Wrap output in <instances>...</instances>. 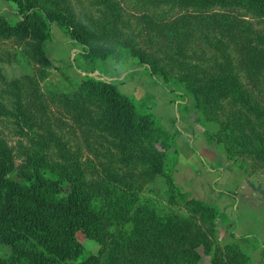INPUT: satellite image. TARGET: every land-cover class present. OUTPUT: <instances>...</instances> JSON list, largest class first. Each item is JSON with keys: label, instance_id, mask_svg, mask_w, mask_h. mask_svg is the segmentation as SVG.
I'll return each instance as SVG.
<instances>
[{"label": "trees", "instance_id": "obj_1", "mask_svg": "<svg viewBox=\"0 0 264 264\" xmlns=\"http://www.w3.org/2000/svg\"><path fill=\"white\" fill-rule=\"evenodd\" d=\"M9 1L20 19L9 23L0 15V39L25 40L27 53L38 64L51 65L44 43L53 40L51 23L55 22L80 47L81 62L89 66L84 71L94 72L102 60L114 65H124L129 59L151 64L148 70L153 76L164 81L171 77L172 86L174 82L181 85L177 94L206 104L227 103V118L232 114L237 118L233 128H239L250 141L257 138L264 144L260 92L244 80L229 52L222 49L221 40L192 30L197 22L190 28L187 21L221 9H243L264 17V0H133V8L151 25L147 41L143 25L136 17L132 20L120 0H87L80 14L69 0ZM177 13L181 14L176 17ZM170 18V28L164 30ZM173 20L187 22L194 33H184ZM151 37L156 41L148 44ZM165 37L169 40L158 44ZM176 37L180 40L174 41ZM197 40L204 43L196 44ZM48 91L45 97L28 74L8 78L0 69V244L10 250L6 258L0 256V264H96L94 253L75 261L85 249L78 233L100 243L108 219L111 223L123 219L122 225L129 227L137 244L148 248L156 264H196L200 246L211 254L210 264H251L249 257L230 246L209 252L207 232L214 229L220 211L215 203L188 197L176 184L173 174L179 153L175 135L152 113L139 111L114 81L88 74L77 82L69 80L67 87ZM50 106L69 116L87 137L100 139L95 144L100 145L102 155L127 171L131 186L162 177L168 200L180 202L188 217H168L154 209L128 216L120 204L106 200L101 206L95 204L98 181L88 177L80 147L70 145L47 124ZM6 127L12 129L14 144L3 131ZM121 174L116 172L115 179ZM129 262L142 261L133 257Z\"/></svg>", "mask_w": 264, "mask_h": 264}, {"label": "rangeland", "instance_id": "obj_2", "mask_svg": "<svg viewBox=\"0 0 264 264\" xmlns=\"http://www.w3.org/2000/svg\"><path fill=\"white\" fill-rule=\"evenodd\" d=\"M87 2L69 0L78 14L87 8ZM120 2L132 20L136 17L143 25V38L146 37L147 41L151 33L148 18L133 8V0ZM0 15L9 23L20 19L9 0H0ZM195 16V19L187 20L189 27L197 22L192 30H203L211 40H221L222 49L229 52L244 80L260 92L264 102V17L243 9L212 10ZM174 21L184 28V33L185 30L188 34L193 32L187 22ZM169 23L171 18L166 21L164 30L170 28ZM147 28L149 33L146 34ZM51 30L53 40L44 43L50 66L33 61L26 51L25 40L12 36L0 39L1 71L8 78L30 75L45 97L48 90L67 87L69 80L77 82L85 74L114 81L122 93L134 100L139 111L152 113L159 124L174 133L179 155L173 175L180 189L188 197L209 201L218 207L220 213L214 220V229L207 232V240L211 243L209 252L230 246L233 251H240L249 257L251 264H264V156L259 155L264 152V144L257 138L250 141L239 128H233L237 118H233V114L227 118V114L230 116L227 103L206 104L184 93L177 94L182 90L178 82L172 86L171 77L164 81L160 76H153L148 70L151 64L142 65L134 59H129L124 65L102 60L94 72H86L84 70H88L89 66L81 62L78 54L80 47L76 42L55 22L51 23ZM152 32L157 34L158 31ZM178 38L174 41L180 40ZM166 40L169 39H159L158 44L163 45ZM152 41H156V37H151L148 44ZM194 42L204 43L200 40ZM50 107L47 124L62 133L70 145L80 147L88 177L98 181L100 189L95 204L101 206L102 200L113 205L120 204L121 210L126 212H123L124 215L128 216L136 211L154 209L168 217H188L180 202L171 203L168 200L167 185L162 177L156 176L141 186L134 182L131 186L127 171L102 155L100 145L95 144L100 139L87 137L69 116L58 108ZM255 128L258 131L257 125ZM3 131L9 142L14 144L11 127ZM88 143L94 148L92 151ZM248 149L251 153L246 152ZM116 172L122 173L120 179H115ZM106 194L110 196L108 199ZM105 222V233L100 243L78 233L85 249L75 261L94 253L97 255L96 264H130L129 258L133 257L142 261L139 264H156L148 248L137 244L129 227L122 225L125 222L123 219L121 223H111L109 219ZM195 222L203 229L200 222L196 219ZM203 250V246L197 247L200 258L196 264H210L211 254ZM9 252L7 246L0 244L1 257L6 258Z\"/></svg>", "mask_w": 264, "mask_h": 264}]
</instances>
